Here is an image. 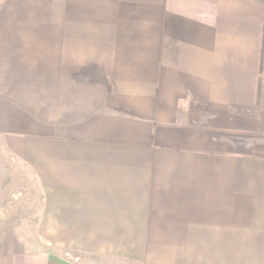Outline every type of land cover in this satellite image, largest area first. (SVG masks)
Segmentation results:
<instances>
[{
  "label": "crops",
  "instance_id": "0c3cea01",
  "mask_svg": "<svg viewBox=\"0 0 264 264\" xmlns=\"http://www.w3.org/2000/svg\"><path fill=\"white\" fill-rule=\"evenodd\" d=\"M0 1V264H264V0Z\"/></svg>",
  "mask_w": 264,
  "mask_h": 264
},
{
  "label": "rangeland",
  "instance_id": "374dc122",
  "mask_svg": "<svg viewBox=\"0 0 264 264\" xmlns=\"http://www.w3.org/2000/svg\"><path fill=\"white\" fill-rule=\"evenodd\" d=\"M1 2V1H0ZM61 251H62V254L63 255H70V256H72V257H80V258H83V253H80V252H78V251H73V250H71L69 247H64L63 246V248L61 249Z\"/></svg>",
  "mask_w": 264,
  "mask_h": 264
}]
</instances>
